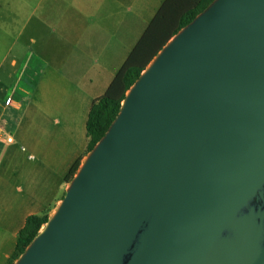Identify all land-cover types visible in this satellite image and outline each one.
<instances>
[{
  "label": "water",
  "instance_id": "obj_1",
  "mask_svg": "<svg viewBox=\"0 0 264 264\" xmlns=\"http://www.w3.org/2000/svg\"><path fill=\"white\" fill-rule=\"evenodd\" d=\"M13 264H264V0L163 46Z\"/></svg>",
  "mask_w": 264,
  "mask_h": 264
},
{
  "label": "crops",
  "instance_id": "obj_2",
  "mask_svg": "<svg viewBox=\"0 0 264 264\" xmlns=\"http://www.w3.org/2000/svg\"><path fill=\"white\" fill-rule=\"evenodd\" d=\"M163 1L0 0V264L26 219L63 198L93 102Z\"/></svg>",
  "mask_w": 264,
  "mask_h": 264
},
{
  "label": "trees",
  "instance_id": "obj_3",
  "mask_svg": "<svg viewBox=\"0 0 264 264\" xmlns=\"http://www.w3.org/2000/svg\"><path fill=\"white\" fill-rule=\"evenodd\" d=\"M213 0H164L161 7L147 26L143 36L115 75L106 92L91 106L86 122L88 154L103 137L115 117L129 88L158 52L183 27L199 15ZM76 162L65 177L69 183L80 167ZM48 215H33L26 219L18 233L14 257H18L47 223ZM15 260V259H14ZM10 264H13L11 262Z\"/></svg>",
  "mask_w": 264,
  "mask_h": 264
},
{
  "label": "built area",
  "instance_id": "obj_4",
  "mask_svg": "<svg viewBox=\"0 0 264 264\" xmlns=\"http://www.w3.org/2000/svg\"><path fill=\"white\" fill-rule=\"evenodd\" d=\"M10 102H11V99L10 98H7L5 100V102H4L5 106H8L10 104ZM11 141H12L11 137H7L6 138V142L11 143Z\"/></svg>",
  "mask_w": 264,
  "mask_h": 264
},
{
  "label": "rangeland",
  "instance_id": "obj_5",
  "mask_svg": "<svg viewBox=\"0 0 264 264\" xmlns=\"http://www.w3.org/2000/svg\"><path fill=\"white\" fill-rule=\"evenodd\" d=\"M51 214H52V213H51ZM48 216H49V215H48ZM50 216H51V215H50ZM50 216H49V217H50ZM14 259H15V260H14ZM14 259H13V261H12L13 263L17 260L16 257H14Z\"/></svg>",
  "mask_w": 264,
  "mask_h": 264
}]
</instances>
